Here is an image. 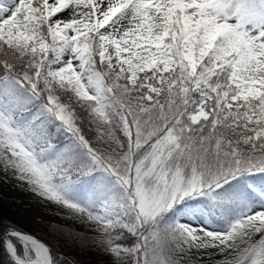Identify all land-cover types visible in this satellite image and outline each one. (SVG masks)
I'll use <instances>...</instances> for the list:
<instances>
[{
    "label": "snow or ice",
    "instance_id": "6c2138e0",
    "mask_svg": "<svg viewBox=\"0 0 264 264\" xmlns=\"http://www.w3.org/2000/svg\"><path fill=\"white\" fill-rule=\"evenodd\" d=\"M0 168L107 264H264V0H0Z\"/></svg>",
    "mask_w": 264,
    "mask_h": 264
},
{
    "label": "trees",
    "instance_id": "16d2710c",
    "mask_svg": "<svg viewBox=\"0 0 264 264\" xmlns=\"http://www.w3.org/2000/svg\"><path fill=\"white\" fill-rule=\"evenodd\" d=\"M255 182L259 184L260 180L257 179ZM18 206L19 201L0 194V223L30 233L42 240L50 248L56 264H80L75 258L77 253L84 252L92 246L99 247L94 243L96 233L88 228L80 231L71 226L41 219L32 220L25 228L20 227L17 224L20 219L17 211ZM255 239L258 240L259 237L257 236ZM17 245L19 252L22 245L19 242ZM192 259L195 264H220V258L216 255H205L202 259L192 257ZM0 264H12L11 257L1 242Z\"/></svg>",
    "mask_w": 264,
    "mask_h": 264
},
{
    "label": "rangeland",
    "instance_id": "374dc122",
    "mask_svg": "<svg viewBox=\"0 0 264 264\" xmlns=\"http://www.w3.org/2000/svg\"><path fill=\"white\" fill-rule=\"evenodd\" d=\"M0 194L19 201L17 211L20 219L17 224L22 228L27 227L34 219H41L71 226L80 231L84 228L91 229L87 224L77 222L71 210L38 196L27 183L19 181L11 171L5 172L2 168H0ZM192 208L195 209V205ZM185 222L192 221L186 218ZM75 258L80 264H107L109 259L108 255L97 246L77 253Z\"/></svg>",
    "mask_w": 264,
    "mask_h": 264
},
{
    "label": "water",
    "instance_id": "95a60500",
    "mask_svg": "<svg viewBox=\"0 0 264 264\" xmlns=\"http://www.w3.org/2000/svg\"><path fill=\"white\" fill-rule=\"evenodd\" d=\"M0 230H1V233L0 235H3V234H6L8 231H12V230H17L15 228H10V227H5V226H0ZM20 231V230H18ZM21 233H24V234H27L29 236H32L33 238L37 239L36 237H34L33 235H30L29 233H26V232H23V231H20ZM38 241H40L41 243H44L43 241L37 239ZM2 241V240H1ZM45 244V243H44ZM46 245V244H45ZM47 246V245H46Z\"/></svg>",
    "mask_w": 264,
    "mask_h": 264
},
{
    "label": "bare ground",
    "instance_id": "6f19581e",
    "mask_svg": "<svg viewBox=\"0 0 264 264\" xmlns=\"http://www.w3.org/2000/svg\"><path fill=\"white\" fill-rule=\"evenodd\" d=\"M2 224L0 223V226H1ZM2 226H5V225H2ZM6 227V226H5ZM0 233H1V230H0Z\"/></svg>",
    "mask_w": 264,
    "mask_h": 264
}]
</instances>
